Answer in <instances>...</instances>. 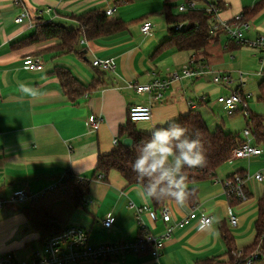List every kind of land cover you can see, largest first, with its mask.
<instances>
[{"label": "crops", "instance_id": "crops-1", "mask_svg": "<svg viewBox=\"0 0 264 264\" xmlns=\"http://www.w3.org/2000/svg\"><path fill=\"white\" fill-rule=\"evenodd\" d=\"M15 1L0 0V201L7 202L0 209V255L12 252L19 259H27L33 249L39 247L38 235L29 227L24 209L30 206L31 197L51 188L68 172L92 182L82 206L77 208L62 200L50 207V217L61 226L83 229L93 245L134 241L149 234L164 241L157 258L151 254H130L98 264H197L211 258L225 261L228 246L223 231L232 237L238 252L252 246L257 237L255 224L264 203V180L255 179L259 173L264 178V153L249 159H231L218 169L214 180L189 186L188 189L197 190L195 204L186 202L179 206L176 202H168L169 223L161 219L153 221L148 212L140 213L144 207L154 210L151 199L143 187L129 185L119 173H110L106 181L93 180L99 157L116 149L115 141L120 139V129L128 123L130 108L151 105L148 95L137 94L128 84H148L156 76L166 79L195 60L194 52L169 49L158 53L170 38L169 29L167 33L160 31L162 26L151 19L154 14L163 15V0H21L36 18L32 26L27 22L16 23L22 9ZM234 1L222 0L225 10L220 18L227 21L247 9L252 26L245 37L249 41L264 37V0ZM47 8L55 11L54 19L44 12ZM109 9H116L112 18L123 20L128 30L109 38L81 41L80 55L52 52L49 48L56 42L25 48L15 45L31 37L39 24L54 22L77 26L72 16ZM146 20L155 25L150 37L141 32ZM232 44L226 36L222 37L207 48L206 59L211 71L229 73L230 83L218 86L213 83L212 75L197 80L182 79L166 90L163 100L153 103L152 120L136 124L137 129L145 125L142 131L150 133L153 126L167 127L169 122H177L197 109L213 112L210 106H220L216 97L229 96L239 88L249 105L252 94L247 95L244 87L252 77L264 81V76L260 75L262 57L247 46L236 45L238 49L230 51ZM39 51H43L42 54L38 55ZM34 57L44 61L42 71L25 69L26 61ZM229 57L238 63L236 67L229 63ZM162 59L172 61L175 68L162 70L159 65ZM96 60H114L117 67L104 72L93 66ZM57 68L69 71L90 91L70 100L55 74ZM237 70L248 71L249 78L243 88L239 77L235 79L229 72ZM249 111L252 112L250 105ZM256 113L261 116L262 112ZM222 114L227 115L224 106ZM98 116L103 122L98 131L92 132L89 120ZM204 120L208 122V118ZM233 123V119L222 118V131L243 141V135L237 133ZM255 144L258 145L256 141ZM258 146L264 150V145ZM237 175L248 177L245 186L250 198L243 203H230L224 182ZM19 192L26 193L28 199L10 203ZM229 210L237 219L236 226L230 222ZM193 211L212 217V225L201 229L199 222L193 221L179 228L180 221ZM111 217L115 218V223L108 229L104 222ZM171 227L173 232L166 237Z\"/></svg>", "mask_w": 264, "mask_h": 264}, {"label": "trees", "instance_id": "trees-1", "mask_svg": "<svg viewBox=\"0 0 264 264\" xmlns=\"http://www.w3.org/2000/svg\"><path fill=\"white\" fill-rule=\"evenodd\" d=\"M193 0H184V4ZM202 5L203 0H194ZM164 10L163 16L169 26L170 38L158 50L164 52L169 49H176L181 52H194L195 59H207V48L216 44L226 33L219 32L216 36L211 35V24L213 16L205 10H192L180 12L177 0H163ZM219 6L225 10L222 0H219ZM245 15L250 19L248 10L244 11ZM76 23L75 28H68L62 24L54 22H45L39 24L35 33L20 42L15 43L17 47L36 46L46 42H56L49 50L58 55H66L77 53L78 46L81 41H95L98 39L109 38L126 32L128 24L121 19H113L107 16L103 11H87L77 16L71 17ZM36 23V18H35ZM183 25L182 31H176V26ZM230 51L237 50L239 46L232 41ZM237 45V46H236ZM241 47V46H240ZM43 52V51H42ZM38 52L37 54H42ZM55 74L60 80L64 93L74 101L82 97L90 90L85 89L72 74L65 70L57 68ZM258 100L264 102V81L259 86ZM183 127L189 130L191 134L194 130L199 129L203 135L205 147L207 149V165L203 169H186L187 186L195 185L201 182L212 181L216 178V173L224 164L232 159L234 150L242 143L239 137H234L224 133L222 130L212 132L201 114L194 112L189 115L182 116L177 121ZM168 127V126H167ZM166 128V127H165ZM258 145H264V117L250 112V120L248 123ZM119 140L116 149L108 155H101L95 169L93 180L106 181L110 173H119L129 185L143 184L136 178V173L131 169V162L135 159V152L130 147L123 144L125 138H131L133 143H143L150 138V133H144L137 129V126L128 119L126 126L120 129ZM102 177L101 179L99 177ZM91 180L83 179L79 176L68 172L66 176L58 180L51 189L40 192L31 197V204L24 209L29 227L38 235L39 247H42L45 241L62 232L63 226L53 220L50 215V207L58 201L66 200L74 207L83 205L85 198L89 194ZM151 199L153 208L159 212L168 202H175L171 198ZM197 200V190L188 189V197L186 202L194 205ZM233 203H239L235 201ZM257 237L252 246L243 251L236 249L232 237L227 231H223V236L228 246L227 257L225 261H219L215 258L206 259L197 264H247L246 260L253 253L259 251L262 258L259 263L264 262V203L260 208L259 218L256 222ZM240 255V256H239Z\"/></svg>", "mask_w": 264, "mask_h": 264}, {"label": "built area", "instance_id": "built-area-1", "mask_svg": "<svg viewBox=\"0 0 264 264\" xmlns=\"http://www.w3.org/2000/svg\"><path fill=\"white\" fill-rule=\"evenodd\" d=\"M204 4L197 1H190L179 7L180 12H187L192 10H205L208 14L212 15L213 21L211 24V35L216 36L219 32L226 33V37L230 41H234L239 46H247L261 55L262 69L260 75L264 76V37H258L256 40L249 41L245 37V33L251 29V21L245 13L237 17L224 21L220 18L221 8L219 0H203ZM15 5L21 7L22 12L16 19L17 24L29 23L31 26L35 23V17L32 16L30 11L24 6L21 0H16ZM46 14L51 15L54 19L55 11L52 8H47L44 11ZM116 9H109L106 14L109 17H114ZM155 25L152 21L146 20L141 26V32L144 36L150 37L154 33ZM176 31H182L183 25L176 26ZM95 68L104 72L114 71L117 67L114 60H96L93 63ZM45 67L44 61L41 57H34L26 61L25 69L33 71H42ZM205 75L213 76V83L222 86V84L230 83L229 73L213 72L209 68L206 59H195L192 64L183 67L181 71L172 72L168 78L161 79L155 77L152 82L148 84H137L130 82L128 87L133 89L139 95H148L151 101L149 106H134L131 107L128 113L129 119L136 125L138 123H147L152 120V105L164 99L166 90L173 84L181 81L182 79L197 80ZM249 76L240 72L239 81L241 86L247 83ZM216 103L224 106L227 115L232 117L238 113L244 115L247 120H250L249 105L244 96L241 88L231 93L229 96H219ZM103 118L92 117L89 120V127L92 132L100 129ZM244 140L234 150L232 159H249L255 156H260L264 150L255 144V137L250 128L244 130ZM118 141H115L117 146ZM102 178L101 176L99 177ZM257 181L262 182L263 176L259 173L255 175ZM248 180L247 176L237 175L224 182V188L230 203L238 201L243 203L249 200L250 195L246 189L245 182ZM52 188V187H51ZM49 188V189H51ZM28 199L24 192H19L14 195L10 203L23 202ZM7 202L0 201V209L4 207ZM91 203H93L91 201ZM140 213L148 212L153 221L158 219L163 220L165 223L171 221V213L167 206L163 207L159 212L153 210L151 207H144L139 210ZM229 219L233 226L237 225V219L232 210H229ZM202 220H208L212 225L213 218L207 217L203 214H198L193 211L185 217L178 224L179 228H185L193 221H198L199 224ZM115 223V218H108L104 222V226L110 229ZM173 232V227L166 231V237H170ZM164 248V241L160 237L153 235L140 236L134 241H124L117 244L110 245H93L91 244L88 234L81 228L64 227L62 232L49 237L42 247L33 249L27 259H19L12 252H7L0 255V264H98L103 261H108L116 257H124L126 255H143L151 254L153 257H159L162 249ZM240 256V255H239ZM262 258L259 251L253 253L247 258V264H260L258 261Z\"/></svg>", "mask_w": 264, "mask_h": 264}, {"label": "clouds", "instance_id": "clouds-1", "mask_svg": "<svg viewBox=\"0 0 264 264\" xmlns=\"http://www.w3.org/2000/svg\"><path fill=\"white\" fill-rule=\"evenodd\" d=\"M135 152L131 169L143 184L148 197L171 198L183 206L188 197L186 169H203L207 165V149L199 129L189 130L175 120L168 127L150 129V138L143 143H133ZM209 224L202 220L199 227Z\"/></svg>", "mask_w": 264, "mask_h": 264}, {"label": "rangeland", "instance_id": "rangeland-1", "mask_svg": "<svg viewBox=\"0 0 264 264\" xmlns=\"http://www.w3.org/2000/svg\"><path fill=\"white\" fill-rule=\"evenodd\" d=\"M177 4H178L179 7L182 6V5H185L184 4V0H177ZM230 4H232V3H230ZM163 10H164V6H163ZM138 14H140V13H138ZM137 17H139V16H137ZM151 19L157 26H162V29L161 30L159 29L160 31H163V32L166 31V33L168 32L169 26L166 23V20H165L163 15L154 14ZM62 25L67 26L68 28H75L76 27L75 24L73 25V24H70V23L69 24H62ZM136 32H138V31H136ZM228 61H229V63H231V65H233V67H236L238 65V63L234 62L235 59H233L232 57H229ZM159 65H160V68H162V70H167L168 67L173 68V69L175 68L174 63L172 61H170V60L169 61H164L162 59V61H159ZM228 65H230V64H228ZM240 71H242V73L248 75L247 74L248 71H244V70H237L236 72L229 71V72L232 73L233 77L235 75L234 78L237 79L239 77ZM261 81H262L261 78H253L252 77L251 80L249 81V83L247 84V86L244 87V91L247 93V95H251L252 94V96L248 100L249 105H250V109L252 110V113L257 115L256 112H259V113L262 112L261 116L264 117V102H260L258 100L259 84L261 83ZM218 97H216L215 101L217 100ZM210 109H212L213 112H210L208 110L206 111L203 108L197 109L196 111L198 113H200L201 115H203L204 118H208V122L207 121L206 122L208 123V128H210V130L212 132H216L218 130H222V118H223L226 121H228L229 119H233L234 120L233 124L235 126V130L237 129V133L240 132L239 134L243 135L244 130L247 128L249 121L241 113H238L240 115L236 114L235 116L238 115L237 117H235V116L229 117L226 114H222V106L221 105L219 107L210 106ZM258 109H260V110H258ZM143 126L145 127V125H139L138 129L141 130V132H148V131H142L141 127L143 128ZM224 130H225V132L229 133V131L227 129H224Z\"/></svg>", "mask_w": 264, "mask_h": 264}, {"label": "water", "instance_id": "water-1", "mask_svg": "<svg viewBox=\"0 0 264 264\" xmlns=\"http://www.w3.org/2000/svg\"><path fill=\"white\" fill-rule=\"evenodd\" d=\"M123 144L127 147H130L133 144V140L131 138H125L123 140Z\"/></svg>", "mask_w": 264, "mask_h": 264}]
</instances>
